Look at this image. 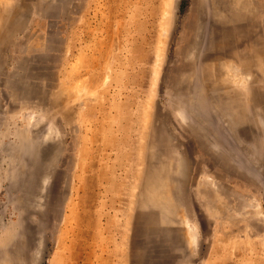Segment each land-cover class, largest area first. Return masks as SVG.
<instances>
[{"label": "rangeland", "instance_id": "374dc122", "mask_svg": "<svg viewBox=\"0 0 264 264\" xmlns=\"http://www.w3.org/2000/svg\"><path fill=\"white\" fill-rule=\"evenodd\" d=\"M0 264H264V0H0Z\"/></svg>", "mask_w": 264, "mask_h": 264}]
</instances>
